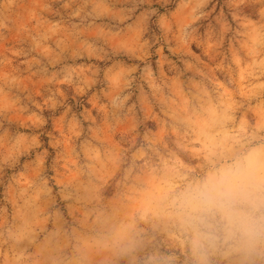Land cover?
<instances>
[{
  "label": "rangeland",
  "instance_id": "obj_1",
  "mask_svg": "<svg viewBox=\"0 0 264 264\" xmlns=\"http://www.w3.org/2000/svg\"><path fill=\"white\" fill-rule=\"evenodd\" d=\"M126 2L111 0V7L119 13ZM131 3L138 24L131 38L143 31L153 44L152 69L162 77L133 116L86 128L88 145L74 138L69 151L65 141L64 158L53 168V138L65 121L97 115L95 61L80 62L79 91L57 85L59 103L43 106L45 83L24 71L11 50L39 19L66 17L75 5L13 0L7 14L14 23L0 40V60L7 58L0 77L21 76L41 107L32 106L30 115L14 111L4 124L30 132L36 150L0 166V264H264V249H239L219 213L193 211L187 196L223 164L264 145V75L248 63L237 67L239 56L216 43L221 33L227 41L234 21L261 18L264 0H207L200 37L188 44L171 33L179 36L192 22L197 0H187V8L179 0ZM37 151L44 168L33 163Z\"/></svg>",
  "mask_w": 264,
  "mask_h": 264
},
{
  "label": "clouds",
  "instance_id": "obj_2",
  "mask_svg": "<svg viewBox=\"0 0 264 264\" xmlns=\"http://www.w3.org/2000/svg\"><path fill=\"white\" fill-rule=\"evenodd\" d=\"M69 3L75 6L66 17L54 21L39 19L34 29L27 31L25 39L19 42L21 46L10 49L24 71L45 83L47 95L43 106L53 108L59 103L56 86L65 85L79 91L84 67L80 62L95 61L90 67L95 69L91 84L98 86L93 93L97 115L93 117L86 112L65 121L60 137L53 138L55 155L49 157L53 168L64 158L61 145L65 141L67 147L63 148L69 151L74 138L88 145L86 128L95 131L93 126L101 120L105 126H110V117H115L119 123L117 114L133 116L146 89H154L158 77H162L152 69L148 53L153 44L144 38L143 31L131 38L138 28L131 0L122 5L119 13L111 7V0H69ZM206 3L207 0H197L189 13L192 22L181 27L179 36L172 32V38L188 44L192 38L200 37L197 21L205 15ZM12 4L13 0H0V40L14 23L7 14ZM178 7L187 8V0H179ZM216 43L225 45V53L239 56L234 61L237 67L248 63L250 69H260L264 75V13L261 18L248 22L234 21L227 41L221 33ZM226 61L227 56L221 63ZM6 63V57L0 60V65ZM100 63L104 65L102 69L97 68ZM32 106L41 107L26 89L21 76L5 73L0 77V129L3 130L0 132V166L17 164L18 158L30 155L29 148L36 150L30 132L13 124L4 127L14 111L30 115ZM40 155L37 151L33 163L44 168L46 165L40 163ZM187 196L193 211L219 213L228 238L239 249H264V145L223 164L202 184L194 186Z\"/></svg>",
  "mask_w": 264,
  "mask_h": 264
}]
</instances>
